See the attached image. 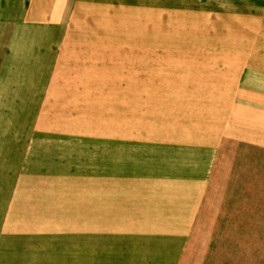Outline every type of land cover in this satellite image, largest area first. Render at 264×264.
Returning a JSON list of instances; mask_svg holds the SVG:
<instances>
[{
	"label": "rangeland",
	"instance_id": "obj_1",
	"mask_svg": "<svg viewBox=\"0 0 264 264\" xmlns=\"http://www.w3.org/2000/svg\"><path fill=\"white\" fill-rule=\"evenodd\" d=\"M30 3L0 0V264H264V147L227 133H264V0ZM207 143L178 246L118 230L142 156Z\"/></svg>",
	"mask_w": 264,
	"mask_h": 264
},
{
	"label": "crops",
	"instance_id": "obj_2",
	"mask_svg": "<svg viewBox=\"0 0 264 264\" xmlns=\"http://www.w3.org/2000/svg\"><path fill=\"white\" fill-rule=\"evenodd\" d=\"M31 3L36 4V0H31ZM245 109L246 106L243 107V110ZM240 124L241 129H230L227 133L235 134L239 140L264 147V137L260 136L264 133L248 129L246 131V123ZM157 148H163L165 151L157 154V157L142 156L139 165H132L140 167L130 171L131 177L136 176L138 179L136 184L140 185L136 186V197L132 194L127 198V192H125L126 199L118 202V193L112 190L107 197L111 201L109 202L112 208L111 214L115 212V209H120L118 213L125 212L127 216H134L133 222L119 223L122 226H119L118 230L163 232L155 235L157 241L155 247L165 246L163 244L167 242L165 239L172 237L177 238L172 239V245L178 246V240L190 234L201 215L203 200L210 182L213 161L211 153L215 151V145L213 143L159 144ZM178 148L179 151L188 150L195 153L185 158L171 153ZM132 198L138 199V202L136 204L130 202ZM132 209L135 213L131 212ZM167 232H169V238L164 236ZM157 253L173 255L178 259L182 255V249L181 246L179 252L176 249L163 252L161 249Z\"/></svg>",
	"mask_w": 264,
	"mask_h": 264
}]
</instances>
